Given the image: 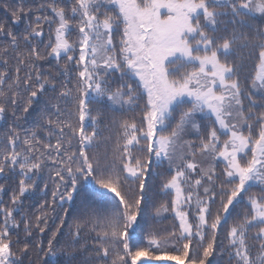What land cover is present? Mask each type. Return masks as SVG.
Segmentation results:
<instances>
[{
	"label": "snow or ice",
	"instance_id": "6c2138e0",
	"mask_svg": "<svg viewBox=\"0 0 264 264\" xmlns=\"http://www.w3.org/2000/svg\"><path fill=\"white\" fill-rule=\"evenodd\" d=\"M3 7L15 22L26 13ZM46 7L53 15L37 16L20 36L0 22V120L13 118L0 135V175L19 177L12 207H0V264H24L29 254L32 245L12 231L14 213L28 194L49 196L48 182L38 183L45 170L50 200L22 216L26 237L58 219L47 247L35 244L45 261L264 264V0ZM43 23L55 28L41 49ZM48 58L54 73L38 63ZM153 178L170 199L154 198ZM167 213L175 223L162 228Z\"/></svg>",
	"mask_w": 264,
	"mask_h": 264
},
{
	"label": "trees",
	"instance_id": "16d2710c",
	"mask_svg": "<svg viewBox=\"0 0 264 264\" xmlns=\"http://www.w3.org/2000/svg\"><path fill=\"white\" fill-rule=\"evenodd\" d=\"M9 3L14 7H24L26 9V13L22 16V19L19 21V23H15L13 22V19L11 17V12L7 9H5L3 7L4 3ZM51 2V0H0V22H6L7 23V27L9 29H11L15 34H17V36H20L25 28L27 27V25L30 22H34L37 16H43V15H48V16H52L53 14L51 13L50 9H48L46 7V5ZM57 3H63L65 5H68L70 3V0H56ZM44 4L45 8L41 9L40 5ZM28 9H30L31 11H27ZM257 23H260L259 20H257ZM42 30L44 31V36L38 38V40L43 41V43L39 44V47L41 49H43L44 44H46L48 42L49 36L54 34V28H55V24L49 25L47 23H43L41 25ZM50 28L52 29V32H50ZM72 39L76 38L75 34L72 35L71 37ZM118 39V37H117ZM34 42H38V41H34ZM7 43V38H5L4 36H0V47H2L4 44ZM21 48H24L23 43H21ZM8 59V71L10 75H14V71H15V67L17 66V61L15 58V53H13L11 50H9L7 57ZM3 59L4 57H0V71H2L4 69V65H3ZM63 60H61V64H63ZM41 70L43 72H55L56 71V61L52 58H48L47 60L44 61H40L38 62ZM251 65H248L247 68H245L244 72L242 73V79L243 76L246 75L248 73V71H250ZM21 75H23V71L21 72ZM49 96H53L55 95L54 93L49 92L48 94ZM112 114H107L105 117V122H107V120H109L111 118ZM120 113H116V116L119 118L120 117ZM126 115H137L138 118V110L137 113H126ZM35 117V113H33L31 116L28 117V120L25 121H21L19 122L21 124V126L23 128H30L33 126V118ZM13 123V118L11 117V113L9 112L7 114V119L6 120H0V135H3V133H5L6 131H8V126L12 125ZM41 135H43V133H41ZM187 139H191V140H195V135H189L186 137ZM53 143H55V140L53 139L52 141ZM104 147L103 145L100 146L99 151L103 152ZM219 170V169H218ZM18 176H13L12 174H8L7 176L4 175H0V185H4L5 191L3 193H0V207H12L11 205V195L13 193L14 190L17 189V185H18ZM45 182H48L49 184V196L45 197L42 194H40L39 192H37L36 194H28L26 195L24 199V203L22 205L23 208V213L21 212H15L14 216L16 218L17 221L20 222V228L19 229H13V233L15 234L16 232L19 233V239L21 241V245H23V243L28 242L30 245H32V247L30 248L29 254L26 255L24 257V264H61L62 261V257L57 256L55 258L49 256L47 258V260L45 261L44 257H43V253H37V251L35 250V244L37 242V240H41L43 241V245L46 248L47 247V241L50 238L51 235V231L54 230L55 225L59 223L58 219L53 220L50 219L49 220V227L48 229H46V231L44 233H39L38 230L33 229V235L31 237H26L25 233H24V225L22 222V216L23 214H27L28 217H33L34 214H38L39 212V206L40 204L45 200V199H49L50 200V191L52 188V183L51 181L48 180V173L47 170H45V172L41 173V179L38 181L39 186L43 187V184ZM159 183L160 181L156 178L152 179V192L154 193V198L157 201L160 200H165V199H170V197L164 196L159 189ZM65 207H68V205H65ZM241 211V209L238 207L236 209V212ZM62 214L60 209L57 208L55 213H52V216H58ZM233 215H235V212L233 213ZM0 220H2V216H0ZM231 222V221H229ZM68 223H71V217H69ZM175 223L174 219H173V215L171 213H167L164 215V217L162 218L161 221V227L162 228H170L171 225ZM227 226H225L226 228ZM64 232L67 231V225L65 226V229L63 230ZM15 235H14V239H15ZM65 241V237L63 235L59 236L57 238V242L58 245H62ZM221 241H223V243H226V241H224L223 239V234L221 235ZM255 243L252 240H249V244H253ZM226 260L227 257H216L214 264H226Z\"/></svg>",
	"mask_w": 264,
	"mask_h": 264
},
{
	"label": "rangeland",
	"instance_id": "374dc122",
	"mask_svg": "<svg viewBox=\"0 0 264 264\" xmlns=\"http://www.w3.org/2000/svg\"><path fill=\"white\" fill-rule=\"evenodd\" d=\"M75 39V38H74Z\"/></svg>",
	"mask_w": 264,
	"mask_h": 264
}]
</instances>
